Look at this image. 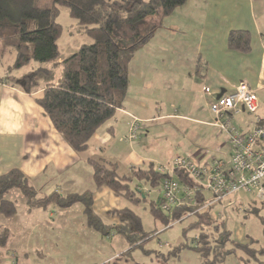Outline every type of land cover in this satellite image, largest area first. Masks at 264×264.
I'll return each mask as SVG.
<instances>
[{"label":"trees","instance_id":"trees-1","mask_svg":"<svg viewBox=\"0 0 264 264\" xmlns=\"http://www.w3.org/2000/svg\"><path fill=\"white\" fill-rule=\"evenodd\" d=\"M187 1L52 0L51 7L39 8L36 0H0L2 51L14 50V70L29 69L20 76L7 75L4 80L27 94L43 89L36 103L68 145L77 153L85 152L97 131L124 107L130 66L137 52L152 40L159 28L149 19L160 13L163 18L169 17ZM62 7L69 10L80 31L92 42L81 45L72 56L59 62L61 49L58 42L63 27L58 17ZM228 47L248 53L251 50L250 32L232 31ZM257 114L261 115L259 111ZM232 153L231 145L230 158ZM88 164L96 189L106 187L132 206L148 203L147 186L157 189L159 198L149 201V211L154 219L166 226L193 218L194 221L182 231L184 242L175 247L171 255L177 256L188 248L199 253L204 264H226L235 256H239L240 264H264V247L256 248L258 242L252 238H249L250 244L233 241V232L227 229L221 213L214 211L215 206L230 199L229 208L244 209L247 217L259 216L264 201L257 197V190L241 191L216 201V194L205 182L176 170L173 177L180 183V190L169 213L162 208L163 180L167 176L158 171L161 165L150 164L147 170H132L131 174L120 176V167L113 161L89 159ZM13 191L24 197L29 213L47 211L52 206L67 209L81 204L88 227L103 237L122 236L129 245L127 256L137 248L144 249L145 243L157 233L145 232L142 219L131 207L108 212L118 221L116 224L105 223L94 209L93 191L66 196L57 192L40 195L18 169L0 175V216L6 219L16 217L18 213L17 202L6 198ZM244 196L252 198L248 202ZM191 231L195 232V237L188 243ZM10 239V230L4 228L0 232V247L6 250Z\"/></svg>","mask_w":264,"mask_h":264},{"label":"crops","instance_id":"crops-1","mask_svg":"<svg viewBox=\"0 0 264 264\" xmlns=\"http://www.w3.org/2000/svg\"><path fill=\"white\" fill-rule=\"evenodd\" d=\"M166 18L160 19L162 26L143 47L148 49L150 43H156L158 51H154L151 45L150 52L153 54L143 48L139 50L143 54L137 52L130 66V83L124 107L97 131L85 152H75L36 103L43 89L27 94L5 82L7 75H1L0 175L18 169L40 195L57 192L66 196L93 191L96 213L105 223L116 224L117 218L110 217L108 212L128 207L126 200L106 187L96 189L89 159L104 158L117 163L122 176L131 174L132 170H147L150 164L167 165L177 156L184 157H171V153L149 144V135L143 140L137 138L129 142L127 134L133 117L140 119L141 125H146L149 134L152 129L162 127L161 123L155 122L167 120H190L216 127L215 121H201L189 114L180 115L177 111L167 113V107L179 102V94L187 93L195 96L194 99L197 95L202 96L201 99L207 97L205 107L209 109L211 100L215 101L222 93L234 91L241 81H246L256 92L259 114L264 116V0H188ZM179 18L178 22L173 21ZM232 31L250 32L251 50L248 53L228 47ZM190 33L196 37L191 46ZM189 49L191 54L187 53ZM148 58L155 60L154 66L146 61ZM185 64L192 71L184 70ZM158 65L165 73L161 80L152 81L150 70ZM170 76L183 80L185 84L175 83ZM205 87L211 89L210 95L204 92ZM138 91L144 93L138 96ZM191 109V114L199 112L193 104ZM246 113L232 116V125L238 130L247 131L254 122H246L243 118L237 122V118ZM163 125L165 127L166 123ZM224 138L226 141V134ZM155 191L157 200L159 193L157 189ZM155 191L148 186L145 188L148 197ZM44 212H48L55 223L60 222L63 228L88 227L81 204L67 209L52 206Z\"/></svg>","mask_w":264,"mask_h":264},{"label":"rangeland","instance_id":"rangeland-1","mask_svg":"<svg viewBox=\"0 0 264 264\" xmlns=\"http://www.w3.org/2000/svg\"><path fill=\"white\" fill-rule=\"evenodd\" d=\"M36 4L39 8H48L51 7L52 0H36ZM161 18L160 13L150 18L149 21L157 26L159 25L160 28L162 26ZM179 20L180 18L173 21L178 22ZM58 22L63 27V35L58 42L62 60L72 56L81 45L92 42L80 31L76 20L70 16L66 7L60 9ZM189 35L191 46L195 43L196 37L193 33ZM157 42L159 43L160 40ZM153 44L156 45V43ZM151 45L152 43L148 45V49L143 48V50L150 52ZM155 45H152V49L158 51ZM142 52V50L139 51V54ZM187 53L191 54L192 51L189 49ZM151 54L153 52H150ZM14 61V50L6 49L2 51L0 49V71H2L0 76L20 75L22 71L13 69ZM146 61L152 63V66L156 63L151 58ZM141 62H144L143 58ZM190 64L192 66V63ZM183 69H189L188 65H183ZM28 70V68H25L23 72ZM190 71H192L191 68L188 72ZM150 72L151 77H153L152 81H158L159 78L161 80V76L165 73L160 65L152 67ZM170 79L175 83L179 81L185 84L183 80L175 77L170 76ZM245 82L241 81L240 83ZM135 85L136 83L133 81V86ZM143 93L144 91H138L137 95L140 96ZM178 97L179 102L168 106L167 113L177 111L180 115L189 114L201 121L209 123L215 121V115L211 112V105L214 104V100L210 101L208 109L205 107V98L207 97L201 99L202 96L197 95L194 99L195 96L187 93H181ZM191 104L195 105L196 110L199 112H192L191 114ZM242 118L246 122L252 123L254 114L246 113L238 117L237 122ZM160 123L162 127L152 129L150 134L146 125L142 124L138 139L143 140L145 136L149 135V144L160 147L163 152L171 153V157L184 155V157L192 158L201 166L211 164L214 159L226 162L230 160L231 147L227 145L224 138L225 133L223 135L224 131L221 129L190 120L155 122V124ZM163 123H166L165 127ZM6 198L17 202L18 213L16 217L11 219L0 216V232L4 228H8L11 234L7 249L4 250L0 247V264H204V258L188 248L181 251L177 256L171 255L175 247L185 240L182 233L183 229L194 220L190 217L187 222H176L166 226L161 221L154 219L149 211V201L156 200V191L149 195L148 203L141 206H132L126 201L127 206L131 207L142 219L144 231L150 234L157 232L155 237L145 243L144 249L137 248L133 250L131 256L125 254L129 250V245L122 236L103 237L87 226L82 229L77 227L63 228L60 222L55 223L48 212L34 210L32 214L28 213L25 199L18 191H13ZM243 198L248 201L252 197L244 196ZM229 200L227 199L222 204L215 206L214 211L221 213L227 229L233 232V241L249 242L250 244L249 238H252L258 242L256 248L264 247V206H261L259 216L251 215L247 217L244 209L238 211V208H235L236 206L233 207L235 209L229 208ZM194 237L195 232H189L188 243H191ZM7 250L10 252H7ZM226 264H240L239 256L230 258Z\"/></svg>","mask_w":264,"mask_h":264},{"label":"built area","instance_id":"built-area-1","mask_svg":"<svg viewBox=\"0 0 264 264\" xmlns=\"http://www.w3.org/2000/svg\"><path fill=\"white\" fill-rule=\"evenodd\" d=\"M204 92L210 95L211 89L205 87ZM259 108L258 96L246 82L215 100L211 105L215 115L214 124L224 131L226 141L232 145L231 158L227 162L214 160L211 165L201 167L192 158L177 156L170 165L159 166L158 171L167 176L162 189V208L165 211H170L180 190V183L173 177L176 170L205 182L216 194V201L234 193L252 190H257V197L264 201V116L257 114ZM242 112L254 114V122L247 131L238 130L232 125V116ZM141 123L140 119L132 118L127 135L129 142L138 138ZM203 209L207 210V207Z\"/></svg>","mask_w":264,"mask_h":264},{"label":"water","instance_id":"water-1","mask_svg":"<svg viewBox=\"0 0 264 264\" xmlns=\"http://www.w3.org/2000/svg\"><path fill=\"white\" fill-rule=\"evenodd\" d=\"M222 94H223V93H222ZM222 94H220L218 98H220V97L222 96Z\"/></svg>","mask_w":264,"mask_h":264}]
</instances>
